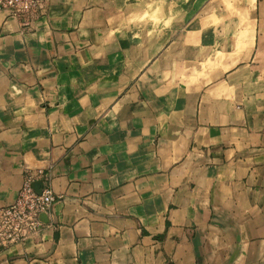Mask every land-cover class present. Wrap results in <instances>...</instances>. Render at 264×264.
<instances>
[{
  "label": "crops",
  "instance_id": "0c3cea01",
  "mask_svg": "<svg viewBox=\"0 0 264 264\" xmlns=\"http://www.w3.org/2000/svg\"><path fill=\"white\" fill-rule=\"evenodd\" d=\"M28 177L0 264H264V0L0 10V208Z\"/></svg>",
  "mask_w": 264,
  "mask_h": 264
},
{
  "label": "built area",
  "instance_id": "2783aa9c",
  "mask_svg": "<svg viewBox=\"0 0 264 264\" xmlns=\"http://www.w3.org/2000/svg\"><path fill=\"white\" fill-rule=\"evenodd\" d=\"M44 0H0V10L9 11L15 17H25L38 10ZM42 172L38 176H42ZM34 180L26 178L15 201L0 208V252L12 246L22 245L36 235L42 227L41 216L47 215L60 199L48 187L37 193Z\"/></svg>",
  "mask_w": 264,
  "mask_h": 264
},
{
  "label": "water",
  "instance_id": "95a60500",
  "mask_svg": "<svg viewBox=\"0 0 264 264\" xmlns=\"http://www.w3.org/2000/svg\"><path fill=\"white\" fill-rule=\"evenodd\" d=\"M33 187L37 193H40V190H41V183L40 182H34ZM41 217H43V216H41Z\"/></svg>",
  "mask_w": 264,
  "mask_h": 264
}]
</instances>
